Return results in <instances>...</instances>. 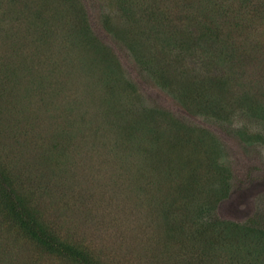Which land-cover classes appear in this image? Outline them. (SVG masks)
I'll return each mask as SVG.
<instances>
[{
  "label": "trees",
  "instance_id": "obj_1",
  "mask_svg": "<svg viewBox=\"0 0 264 264\" xmlns=\"http://www.w3.org/2000/svg\"><path fill=\"white\" fill-rule=\"evenodd\" d=\"M62 2L77 4V0ZM115 3V14L102 13L99 19L102 32L111 42L92 29L81 4H77L79 19L67 33L72 46L61 58V71L55 67L54 78L36 84L41 99L48 103L54 94L67 93L62 105L69 127L61 126L55 117L53 121L47 115L36 117L32 111L30 116L23 117L20 107L32 87H27L26 81L17 85L19 82L10 77V69L1 76L0 100L2 90H6V95L4 103H0V200L21 232L43 253L76 264H100L85 247L49 231L42 221L44 216L37 212V203L22 192L29 187L25 177L43 174L40 170L44 168L60 170L49 172V179L55 176L53 185L73 195L70 180L62 178L71 167L61 164H67L73 155L67 147L73 137L77 138L76 132L86 129L102 141L97 150L101 148L100 153L105 155L100 156L107 157L104 162L88 155L92 161L89 165L104 166L134 178L130 191L123 184L130 198L138 197L150 206L151 188L167 186L169 190L173 186L177 195L164 212V235L177 240L175 256L184 257L187 264H218L221 258V264H264V214L256 211L245 219L233 220L218 213L220 201L233 185L228 166L210 172L221 163L209 160L207 171L202 173L198 165L186 169L180 162H173L175 159L168 153L166 144L175 136L179 140L178 151L187 145L197 149L210 130L193 120L186 121L181 113L184 120L178 114L175 118L171 113L166 116V110L147 105L119 56L120 51L128 55L138 73L147 72L158 87L202 118L226 121L234 105L244 107V99L249 104L247 110L256 113L257 107L251 100L264 95V43L259 38L263 35L260 26L264 27V0H115ZM184 54L193 60L196 72L210 75L199 81L190 78L188 82L182 76L173 77L168 69V56L179 61ZM207 80H211L209 87L213 90L206 94L203 84ZM244 84L252 96L246 91L237 101L222 96L224 88V93L231 91L237 96L232 86L241 88ZM216 88L220 89L215 92ZM72 89L76 97L68 93ZM97 115L100 120L95 123ZM174 124L176 135L165 136V131ZM233 133L246 140L241 130L235 129ZM84 137L78 140L83 142ZM37 148L33 151L35 155L39 153L35 160L28 152ZM207 148L210 154L222 150L220 138L213 136ZM59 153L61 162L57 163ZM52 160L53 166L48 167ZM29 163L34 167L28 166ZM115 183L113 179L112 184ZM33 184H37L38 193L46 192V183ZM220 247L223 254L216 257L213 250ZM210 252L215 256L214 262L209 258ZM0 257L6 255L0 253Z\"/></svg>",
  "mask_w": 264,
  "mask_h": 264
},
{
  "label": "rangeland",
  "instance_id": "obj_2",
  "mask_svg": "<svg viewBox=\"0 0 264 264\" xmlns=\"http://www.w3.org/2000/svg\"><path fill=\"white\" fill-rule=\"evenodd\" d=\"M62 1L65 0H0V78L4 74L7 75L10 69V77L19 82L17 85H24L26 81L28 85L26 86L32 87L27 90V100H23L24 106L20 107V112H24L23 117L28 114L30 116L32 111L36 117L42 118L41 116L47 115L52 121L55 117L61 126L69 127V123L65 121L67 112L62 105V102L66 101L63 95L67 93L54 94L48 103L41 99L39 86L36 84L38 81L42 82L44 79L50 81L54 78L55 67L57 69L59 67L61 71V58L67 53L69 45L72 46L67 39V33L77 25L79 19L76 13L77 4H81L82 12L92 29L111 42V39L102 32L99 19L102 13L115 14L116 3L115 0H77V4L75 2V5H70ZM260 28L263 35L259 38L264 43V27L260 26ZM79 50L81 49L77 48V51ZM82 50L84 51V47ZM119 56L125 71L130 74L137 88L146 98L147 105L154 106L158 110L164 109L166 116L174 115L172 116L174 118L181 113L186 121L193 120L210 130L197 149L189 148L187 145L186 148L178 151L177 136L166 145L169 147V155L176 160L173 162H180L186 169L198 165L200 172H206L208 169L206 164L209 160H215L218 165L221 163L210 172L221 171L228 166L233 175V185L219 203V215L233 220L245 219L256 211L263 215L264 95L254 101L251 100L257 107L256 113L247 110L249 104L244 99V107L234 105L235 109L227 113L226 121L208 120L185 109L168 92L158 87L147 72L138 73L137 66L128 55L120 51ZM188 56L184 54L181 59L177 57L179 61H174L175 57L172 55L168 56L169 68H167L171 70L173 77L182 76L181 78L188 82L190 78L199 81L201 77L210 75L205 71L196 72L193 68L195 66L193 60ZM238 71L240 72V69ZM172 82L175 81L172 79ZM210 82L211 80H207L203 84L206 94L213 90L209 87ZM246 85L241 88L232 86L237 96L231 91L224 93L226 90L224 88L222 96H231L233 101L240 99L245 91L247 95L252 96V93L246 90ZM218 89L220 88H216L215 92ZM5 91H1L3 95L1 104L5 100ZM68 93L77 96L73 89ZM206 94L203 96L207 97ZM8 106L11 107V104L9 103ZM180 118L184 120L181 115ZM99 120L100 117L95 116V123ZM46 125L51 127L53 124ZM173 126L165 131V136L172 138L176 135L177 124ZM235 129L241 130V135L246 136L245 141L233 133ZM76 135L77 138L73 137L67 147L68 153L73 154L72 157L67 159V164H61L63 167L66 165L71 167L68 175H63L62 178L70 180L74 196H70L65 189L53 185L56 181L55 176H50L49 179V172L55 173L60 170L49 171L43 168L40 170L44 172L43 174L33 173L29 175V179L25 177L29 187L28 191L22 189V192L23 194L25 192L31 202L37 203V212L44 216L42 221L48 230L59 238L85 247L87 252H91L93 259L100 264H187L184 257L174 255L177 253V245H175L177 240H171L164 235V212L168 209L167 206L172 198L177 195L173 186L169 190L167 186L154 190L151 188L153 199L150 201V206L138 197L130 198L128 189L130 191L134 178L104 166H90L92 161L88 155L101 158L104 162L107 160V157L100 156L105 155L100 153L101 148L100 151L97 150L99 142L102 141L86 129L81 131L79 129ZM213 136L220 138L222 150L210 154L207 146ZM83 137V142L78 140ZM35 150L38 148L28 154L36 160L39 153L36 156L33 153ZM96 150L98 153H95ZM58 156L57 163L61 162L60 153ZM53 163L52 160L51 165L48 163V167L53 166ZM31 164L29 163L28 166L34 167ZM113 179L115 184H112ZM39 181L46 183L45 193L37 192V184L33 182ZM123 184L128 189L124 188ZM130 193L134 196L132 192ZM222 250L221 247L213 250L215 256L219 257L218 254L222 256ZM195 252L198 253V250ZM0 253L6 255L5 258L0 257V264H76L51 253H43L21 232L1 200ZM213 256L214 254L210 252L209 258L213 259ZM222 260L223 258L218 260V264H221Z\"/></svg>",
  "mask_w": 264,
  "mask_h": 264
}]
</instances>
